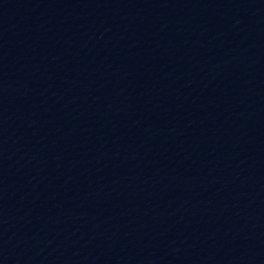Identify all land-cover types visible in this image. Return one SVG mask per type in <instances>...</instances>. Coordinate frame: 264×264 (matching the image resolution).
<instances>
[{
	"label": "water",
	"instance_id": "95a60500",
	"mask_svg": "<svg viewBox=\"0 0 264 264\" xmlns=\"http://www.w3.org/2000/svg\"><path fill=\"white\" fill-rule=\"evenodd\" d=\"M0 264H264V0H0Z\"/></svg>",
	"mask_w": 264,
	"mask_h": 264
}]
</instances>
